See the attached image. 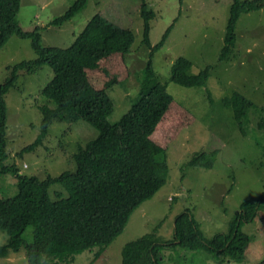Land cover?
<instances>
[{
    "label": "rangeland",
    "instance_id": "374dc122",
    "mask_svg": "<svg viewBox=\"0 0 264 264\" xmlns=\"http://www.w3.org/2000/svg\"><path fill=\"white\" fill-rule=\"evenodd\" d=\"M74 0H20L17 22L24 30L39 26L45 46L67 47L87 21L100 14L109 21L130 29L134 41L126 55L129 75L107 89L114 102L108 121L115 122L141 96L142 69L149 59L150 48L142 42L143 0H87L71 19L61 25L49 24ZM153 10L149 38L152 45L164 34L163 45L152 56L158 81L165 85L174 101L192 114L166 148L168 175L165 183L140 203L130 214L124 229L94 259L92 248L75 255L72 264H122L123 245L155 226L158 242L172 239L176 215L190 210L206 239L226 232L229 220L244 200H256L264 184V7L242 13L235 26L236 38L230 54L221 58L224 32L232 0H144ZM184 56L191 60V72L209 67L203 85L185 86L170 79L173 61ZM36 53L29 38L13 34L0 48V83L9 73L8 65L33 59ZM53 76L48 64L36 71L20 70L18 78L5 94L7 107L6 150L8 163H15L20 173L44 178L74 170L73 158L79 146L94 139L98 130L86 120L53 121L48 133L35 149L18 152L32 142L41 127L38 105L50 104L41 89ZM238 91L253 101L239 128L231 107L224 97ZM217 154L211 167L189 165L196 151ZM17 180L11 173H0V197L14 195ZM56 192L65 194L60 183L49 187L52 199ZM29 225L24 237L31 240ZM242 230L250 241L241 261L229 260L205 250L180 245L160 249L162 264H257L264 258V212L244 223ZM8 238L0 229V245ZM0 264H28L23 250L0 256ZM54 264H67L57 262Z\"/></svg>",
    "mask_w": 264,
    "mask_h": 264
},
{
    "label": "trees",
    "instance_id": "16d2710c",
    "mask_svg": "<svg viewBox=\"0 0 264 264\" xmlns=\"http://www.w3.org/2000/svg\"><path fill=\"white\" fill-rule=\"evenodd\" d=\"M87 0H74L49 24L61 25L71 19ZM182 1V0H180ZM143 20L142 42L149 48V59L142 69L140 86H146L141 96L115 122L108 121L114 102L107 89L129 75L126 55L134 41L133 32L100 14H94L67 47L45 46L41 43L39 26L24 30L17 22L20 0H0V48L16 34L29 38L36 53L33 59H23L8 65V75L0 83V173H11L17 180L14 195L0 197V229L8 238L0 245V256L23 250L28 264H72L75 255L96 248L94 259L124 229L132 211L165 183L168 175L166 148L179 130L193 116L158 81L152 66L153 53L163 45L166 34L154 45L149 38L152 9L141 4ZM264 7V0H232L224 32L221 58H226L234 45L235 26L244 12ZM48 64L53 76L41 89L50 104L38 105L41 127L36 138L18 152L35 149L42 144L53 121L86 120L98 130V135L79 146L73 158L74 170L58 176L25 175L15 163H8L6 150L7 107L5 94L14 85L20 70L36 71ZM192 62L177 57L170 68V79L185 86L203 85L209 67L191 72ZM231 107L240 129L242 118L253 101L234 91L224 97ZM217 150L196 151L189 165L209 168ZM60 183L65 194L56 192L52 199L49 187ZM264 212L263 190L256 200H244L229 220L226 232L210 239L203 237L190 210L176 215L172 239L158 242L155 228L126 242L121 249L122 264H162L160 249L180 245L193 250H205L229 260L241 261L249 244V235L242 225ZM31 225V240L25 237ZM257 264H264V258Z\"/></svg>",
    "mask_w": 264,
    "mask_h": 264
}]
</instances>
